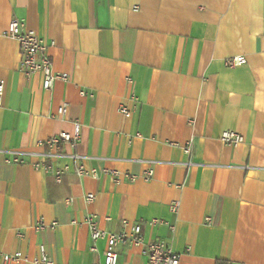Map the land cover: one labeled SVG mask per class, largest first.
Segmentation results:
<instances>
[{"label":"crops","instance_id":"crops-1","mask_svg":"<svg viewBox=\"0 0 264 264\" xmlns=\"http://www.w3.org/2000/svg\"><path fill=\"white\" fill-rule=\"evenodd\" d=\"M12 20L52 44L67 82L46 91L19 71L1 36ZM233 57L243 63L227 66ZM0 81V264L16 252L33 264L40 245L54 264H100L90 214L106 233L140 224L179 264H264V0H0ZM75 123V148L37 145ZM225 130L244 142L224 145ZM38 164L69 171L56 183ZM40 220L56 226L35 231ZM117 251V264H147L138 247Z\"/></svg>","mask_w":264,"mask_h":264},{"label":"built area","instance_id":"built-area-1","mask_svg":"<svg viewBox=\"0 0 264 264\" xmlns=\"http://www.w3.org/2000/svg\"><path fill=\"white\" fill-rule=\"evenodd\" d=\"M136 9V8H135ZM1 36L9 38L16 42L18 46V52L20 55L19 71L24 76H31L33 74L42 75V88L46 91H50L53 85L57 81L67 82L68 75L65 73H56L53 71L51 58L48 54L49 48L52 44H46L34 31L25 28L24 24L18 20H12L7 29L1 33ZM243 63L242 58L233 57L226 60L225 64L230 67H238ZM3 85L0 81V101L2 98ZM80 95L84 96L85 92L81 91ZM66 113V106L62 105L57 110V116H62ZM120 113L125 118L130 117L131 113L127 108L121 107ZM80 135V126L75 123L73 126V133L67 134L65 132H60L46 140L39 141L37 145L39 147H46L49 150H56L58 153L63 146L68 148H75ZM220 141L224 145L236 146L244 142L243 136L232 131L225 130L221 133ZM192 151L191 142H187L183 148L182 152L184 154L190 155ZM11 156L13 152H8ZM16 155V154H13ZM72 159L76 160V156H72ZM8 163H19V158H7ZM35 168L42 170L44 173H49L52 175L56 183H60L62 177L69 171L68 166H62L59 168H52L48 164H38ZM74 173L77 176H90L92 178H97L99 174L95 170L86 171L81 165H77L74 168ZM103 174L112 177L114 182H119V174L114 171L104 170ZM153 171L151 169L144 172L142 178L148 180L152 177ZM128 180L133 182L136 180V176H127ZM94 199L92 194H86L84 196V201L86 204H90ZM178 203L174 202L170 207L172 212L177 211ZM89 237L92 242L90 251H95V243L99 240L105 241V248L102 253V262L100 264H117L118 261V251L117 247L119 245L130 244L134 247H138L142 251V255L146 257L147 264H179L180 255L173 252L169 245L162 241H152L146 243L142 237L141 226L138 223L129 224L127 221L121 222V230L118 233H106L100 230L96 224V216L88 215L84 220ZM152 223H158L154 220ZM56 223L53 222L50 225H46L40 220L35 226V231H42L45 228L54 229ZM3 264H16L22 262H28V259L22 256L21 253L16 252L12 255H3ZM33 264H54L51 258L46 253L44 246L40 245L38 248V257L34 258ZM229 264V263H220Z\"/></svg>","mask_w":264,"mask_h":264}]
</instances>
